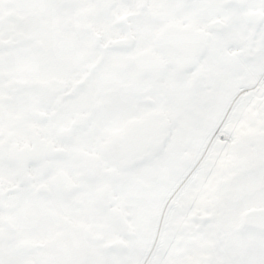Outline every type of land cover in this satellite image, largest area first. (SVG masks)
<instances>
[{"label": "snow or ice", "instance_id": "snow-or-ice-1", "mask_svg": "<svg viewBox=\"0 0 264 264\" xmlns=\"http://www.w3.org/2000/svg\"><path fill=\"white\" fill-rule=\"evenodd\" d=\"M0 264H264V0H0Z\"/></svg>", "mask_w": 264, "mask_h": 264}]
</instances>
